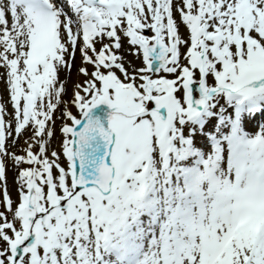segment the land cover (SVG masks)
Segmentation results:
<instances>
[{
    "label": "snow or ice",
    "instance_id": "1",
    "mask_svg": "<svg viewBox=\"0 0 264 264\" xmlns=\"http://www.w3.org/2000/svg\"><path fill=\"white\" fill-rule=\"evenodd\" d=\"M0 83V264H264V0H0Z\"/></svg>",
    "mask_w": 264,
    "mask_h": 264
},
{
    "label": "rangeland",
    "instance_id": "2",
    "mask_svg": "<svg viewBox=\"0 0 264 264\" xmlns=\"http://www.w3.org/2000/svg\"><path fill=\"white\" fill-rule=\"evenodd\" d=\"M78 63L76 62V68L78 66L81 67V64L80 63L78 64ZM76 71H77V69H76ZM61 78L62 79L66 78V74L62 73L61 74ZM68 95H69V92H68ZM66 99H67V97H66ZM59 139H60V135L57 132V138H56V141L53 144V147H57V145L59 143ZM15 175H16V172L11 170V166H10L9 171H8V187H9V191H10V194H11L13 200H17V198H18V196H17V187H16V184L14 183ZM0 199H2V194H0Z\"/></svg>",
    "mask_w": 264,
    "mask_h": 264
},
{
    "label": "bare ground",
    "instance_id": "3",
    "mask_svg": "<svg viewBox=\"0 0 264 264\" xmlns=\"http://www.w3.org/2000/svg\"><path fill=\"white\" fill-rule=\"evenodd\" d=\"M72 77H73L75 83H77V82L80 80L78 75H76L75 77H74V75H73ZM74 86H75V85H74ZM73 88H74V87H72L71 90H72ZM0 89H1V95H2V92H4V94H6V92H5V90H4V85H3L2 83H0ZM58 127L60 128V126H58ZM58 132H59V129H58ZM29 135H30V133H29ZM59 135H60V133H59ZM23 143H24L23 140H21V141H20L21 146H23Z\"/></svg>",
    "mask_w": 264,
    "mask_h": 264
}]
</instances>
